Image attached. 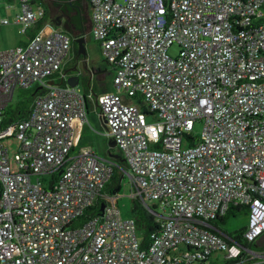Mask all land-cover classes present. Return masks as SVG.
Returning <instances> with one entry per match:
<instances>
[{
  "label": "built area",
  "instance_id": "1",
  "mask_svg": "<svg viewBox=\"0 0 264 264\" xmlns=\"http://www.w3.org/2000/svg\"><path fill=\"white\" fill-rule=\"evenodd\" d=\"M17 2L10 18L13 0H0V29L15 22L26 33L47 8ZM88 2L91 34L114 69V90L95 101L122 178L105 190L115 163L75 150L91 93L64 82L71 36L44 20L26 43L0 49V264H197L219 251L235 263L251 248L207 220L238 205L245 239L264 234V0ZM33 84L29 114L5 121L16 88ZM151 125L161 127L156 141ZM8 137L18 140L13 156ZM124 176L159 221L146 247L117 205Z\"/></svg>",
  "mask_w": 264,
  "mask_h": 264
},
{
  "label": "rangeland",
  "instance_id": "2",
  "mask_svg": "<svg viewBox=\"0 0 264 264\" xmlns=\"http://www.w3.org/2000/svg\"><path fill=\"white\" fill-rule=\"evenodd\" d=\"M16 4H18L16 0ZM27 35L23 33L18 25L12 27L11 25L4 26L2 30H0V49H7L11 47L18 46L17 44L21 43L22 40H25ZM20 45V44H19ZM84 46L87 50L86 62L82 59L78 63V70L80 73V80L77 84V87L84 91V87L87 85V81L90 78L91 69L94 66L96 69L99 68L102 74L98 75L96 80L98 83V91L102 92L105 89L110 90L113 86V67L112 65L104 58L101 50L100 41L96 40L87 30L86 33V42ZM178 51L177 44H173L169 48V53L171 55H176ZM72 53V52H70ZM35 85H31L29 88H20L17 87L15 90V95L11 102V106L15 107L18 103L27 104L28 98L31 96L32 92L35 89ZM143 101L142 98L135 97V102ZM9 105V106H10ZM10 106V107H11ZM8 107V108H10ZM7 108V109H8ZM6 109V111H7ZM92 111V107L90 106V110L88 113L89 120L91 125L86 123V130L82 135L81 141L79 145H77V149H79L82 144H89L94 148L97 154L104 159H109L111 161L114 160L115 154H120L121 152L119 148L115 146H110L109 138L100 134V132H105L106 128L103 123H101L100 119L95 117ZM156 121V117L153 114L148 116V122L152 123ZM203 128L202 121H196L193 128V133L195 135H200ZM81 134V133H80ZM147 134L152 141H156L161 137V127L157 125H151L147 129ZM6 144L9 146L10 155L13 156L16 151L18 140L16 137H8L5 139ZM88 145V146H89ZM48 179L51 175L45 176ZM33 179H35L33 177ZM48 185V184H46ZM130 184L128 176H124L121 181V187L118 191V200L117 205L120 208L121 214L123 217H132V202L133 199L130 196ZM158 212H161L158 210ZM249 221V215L246 207L241 209H233L231 213H229L225 217V221L220 222V226L223 230H226L229 233L235 232L240 227L247 225ZM138 238L142 239V231H137ZM237 259V258H236ZM235 259V260H236ZM233 260H228L225 257V253L222 251L214 252L210 255L208 264H233ZM234 264H264V235L257 238L255 241V245L251 248V251H248L244 248L243 254L238 258Z\"/></svg>",
  "mask_w": 264,
  "mask_h": 264
},
{
  "label": "trees",
  "instance_id": "3",
  "mask_svg": "<svg viewBox=\"0 0 264 264\" xmlns=\"http://www.w3.org/2000/svg\"><path fill=\"white\" fill-rule=\"evenodd\" d=\"M48 16V12L46 9L45 15L44 17H42L39 20V24L37 27H33L30 29L31 34L30 36L32 37L35 33V31L38 29V27L41 26V23L47 19ZM79 56H81V54H78ZM39 89L34 90L31 94V96L28 98V103L27 104H22V103H18L15 107H11L7 109V115L5 117V121H8L14 117L16 118H24L29 114L30 108H31V103L33 101V98L35 97V95L37 94ZM114 166H113V170H112V175L110 180L106 183L105 185V190L107 191H115L116 188L119 186L120 180L122 178V172H120L119 170V166L120 167H124L125 166V161L123 159V157L120 155L119 157H115L114 158ZM133 202H132V213L135 222H136V227H137V231L140 230L142 231L143 235H142V239H140V245L141 247H146L150 241V234L152 231H156L159 227V221H157V218L141 203L140 200H138L137 198H132ZM97 207L96 206H91L90 208H88L85 213L83 214V218H87L89 214L93 213V211H95ZM243 207L238 206V205H232L230 206V208L228 209V211L223 214V215H218L215 218L209 219L207 220V222L209 224H212L213 226H217L219 227V223L225 221V217L231 213L233 211V209H241ZM210 230L219 233L218 231H216L215 229L211 228L210 226H207ZM247 225L240 227L239 229H237L235 232L229 233L227 231V235H223L225 236V238L227 239H234L238 242H240L242 245L244 246H248L250 248L253 247V245H255V242L250 243L248 242L245 237H244V231L246 229ZM264 235V234H263ZM201 262H205V260H202ZM200 262H198L197 264H199Z\"/></svg>",
  "mask_w": 264,
  "mask_h": 264
},
{
  "label": "crops",
  "instance_id": "4",
  "mask_svg": "<svg viewBox=\"0 0 264 264\" xmlns=\"http://www.w3.org/2000/svg\"><path fill=\"white\" fill-rule=\"evenodd\" d=\"M13 2L15 4L14 8L11 9V10H9L7 12V15L10 18H13L14 14H15V11L18 8V4H16V1L13 0ZM47 12H48V16H47V19H45V20H48L50 22V20H49V11L47 10ZM90 18H91V8L89 9V22L83 23L81 25H78V24L75 25L76 26L75 27L76 28V33H78L80 36L84 35V37H85L84 43L86 42V33H87V30L91 34V30H90L91 29V19ZM7 25H11L12 27H15V26L18 27L19 24L18 23H15V22H11V23H9ZM7 25H5V26H7ZM51 25L52 26H58V27L62 28L65 32H67L61 24L60 25H56V24L51 23ZM3 27L0 30H2ZM20 29H21V27H20ZM67 33L70 35L69 32H67ZM25 34L27 35V37H26L25 40H22L21 43H19L20 45L26 43L27 40L31 37L30 36V34H31L30 29ZM19 44H17V45H19ZM85 50H86V47H85ZM70 52H72V53H70ZM78 54H81V53H79V44L75 43L72 40V36H71V48H70V51H69L68 58L65 61V64L63 65V73L65 74L64 82H66V83H68L67 82V77L70 76V75L77 74L80 77L81 71L74 69L75 67H78V63H79L80 60L83 59L85 61V63H87L86 62L87 50H86V54L85 55L81 54V56H79ZM102 73L103 72H101V70L99 68L96 69L93 66L92 69H91L90 78L87 81V85L84 87V91H82L81 89H79L77 87V85L74 86V87L77 90H79L80 92L88 93V94L91 93V97L88 98V100H87L88 113H89L90 106H91L92 107V111L94 113V116L93 117H95L97 115V117L100 119L101 123H103L104 127L106 128V125H105V123H104V121H103V119L101 117L100 111H99V109L97 107V104H96V101H95V95L100 94L102 92L114 90V83H113V86H112V88L110 90L105 89V91L99 92L98 91V83H97L96 78H97L98 75H100ZM113 78H114V72H113ZM79 80H80V78H79ZM71 86H73V85H71ZM37 89H38V86L35 85V89L34 90H37ZM88 113H87L88 121L85 122V123H83V124H79V123L77 124L78 127H81V130H80V133L81 134L79 133V137L77 139L76 146H75L76 148H77V145H79V143L81 141V138H82V135L84 134V132L86 130V125H87L86 123H88V124L91 125V122H90L89 117H88ZM106 130H107V128H106ZM106 130H105V132H100V134L108 137L109 138V144H110V141H111L112 138L109 137L108 135H106ZM88 145L89 144H82V146H80L79 148H81V147H87V148L92 149L95 153H97L92 146H90V145L88 146ZM110 146H112V145L110 144ZM113 156H115V155H113ZM115 157H117V156H115ZM208 226H210L211 228L215 229L216 231H218L219 233H221L223 235H227V232H225L226 230H223V228L220 226V223H219V227L213 226L212 224H209V223H208ZM199 264H208V262H200Z\"/></svg>",
  "mask_w": 264,
  "mask_h": 264
},
{
  "label": "flooded vegetation",
  "instance_id": "5",
  "mask_svg": "<svg viewBox=\"0 0 264 264\" xmlns=\"http://www.w3.org/2000/svg\"><path fill=\"white\" fill-rule=\"evenodd\" d=\"M43 1L49 11L50 22L53 24L60 22L64 29L70 33L72 40L78 44L76 38H79L80 35L76 33L75 25L89 22L90 4L88 0Z\"/></svg>",
  "mask_w": 264,
  "mask_h": 264
},
{
  "label": "water",
  "instance_id": "6",
  "mask_svg": "<svg viewBox=\"0 0 264 264\" xmlns=\"http://www.w3.org/2000/svg\"><path fill=\"white\" fill-rule=\"evenodd\" d=\"M57 25H60V22L56 23ZM84 40H85V37L84 35L80 36L79 38H76V41L78 42L79 44V53L85 55L86 54V50H85V46H84ZM75 70H78L77 67L74 68ZM79 75L77 74H74V75H70L67 77V82L68 84L70 85H73V86H76L78 83H79ZM110 144L112 146H115L116 145V142L114 139H111L110 141ZM115 156L119 157L120 154H115ZM104 207V204L102 203L101 204V209H103Z\"/></svg>",
  "mask_w": 264,
  "mask_h": 264
}]
</instances>
